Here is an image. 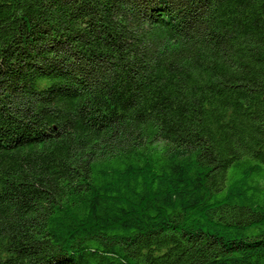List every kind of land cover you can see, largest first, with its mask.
I'll return each instance as SVG.
<instances>
[{"label":"trees","instance_id":"16d2710c","mask_svg":"<svg viewBox=\"0 0 264 264\" xmlns=\"http://www.w3.org/2000/svg\"><path fill=\"white\" fill-rule=\"evenodd\" d=\"M0 264H264V0H0Z\"/></svg>","mask_w":264,"mask_h":264}]
</instances>
